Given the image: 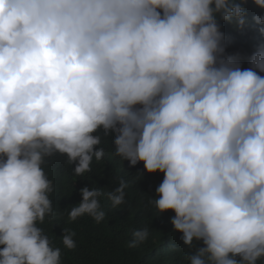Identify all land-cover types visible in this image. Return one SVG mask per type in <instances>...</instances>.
I'll list each match as a JSON object with an SVG mask.
<instances>
[{
	"label": "clouds",
	"instance_id": "1",
	"mask_svg": "<svg viewBox=\"0 0 264 264\" xmlns=\"http://www.w3.org/2000/svg\"><path fill=\"white\" fill-rule=\"evenodd\" d=\"M217 17L248 23L242 0H0V264H61L37 226L53 211L48 157L67 162L55 187L82 197L65 196L63 219L104 220L86 177L101 134L122 161L163 173L150 203L174 212L187 264L264 258V45L242 68ZM126 187L107 193L113 207ZM74 235L65 226V248Z\"/></svg>",
	"mask_w": 264,
	"mask_h": 264
},
{
	"label": "trees",
	"instance_id": "2",
	"mask_svg": "<svg viewBox=\"0 0 264 264\" xmlns=\"http://www.w3.org/2000/svg\"><path fill=\"white\" fill-rule=\"evenodd\" d=\"M242 3L248 21L242 28H234L219 17L217 20L220 31L224 33V55H237L241 67L247 68L250 66L248 58L264 45V35L258 31L264 25L252 21L253 16L264 14V9L255 6L253 0H242ZM259 74L264 76V73ZM113 139V134L107 137L101 134V144L94 148L102 147L105 155L99 161L93 158L97 161V166L86 176L91 178L90 183L95 185L93 187L103 193L99 201L106 213L104 220L96 223L87 214L78 217L76 222L63 219L62 200L65 196L70 195L65 200L66 204H71L73 199L80 202L82 197L76 188L66 183L65 186L60 184L62 187H55L54 176L57 184L58 171H54L67 163L62 162L56 154L46 158L42 165L53 185V191L49 194L53 211L37 226L43 229L53 247L61 249V264H187L184 257L191 250L180 240L182 234L173 231L170 218L174 216V212L168 210L159 214L150 203L155 196V189L163 180V173H146L143 162L130 166L127 160L122 161L113 155ZM69 178L72 179L66 174L63 180L66 182ZM121 180L127 184L124 203L113 207L107 193L119 187ZM65 226L75 234L73 240L76 247L73 249L65 248L61 242ZM145 227L148 229L147 238L134 247L130 246L134 239L133 232ZM195 244L196 247L202 246L199 241ZM257 264H264V258Z\"/></svg>",
	"mask_w": 264,
	"mask_h": 264
}]
</instances>
